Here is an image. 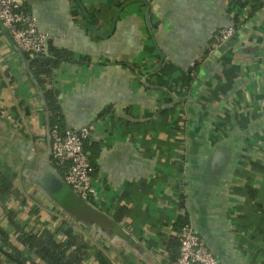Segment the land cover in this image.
<instances>
[{"label": "crops", "instance_id": "crops-1", "mask_svg": "<svg viewBox=\"0 0 264 264\" xmlns=\"http://www.w3.org/2000/svg\"><path fill=\"white\" fill-rule=\"evenodd\" d=\"M22 3L70 61L40 86L0 23V192L12 189L0 193V225L11 241L21 248L13 223L37 232L66 221L89 247L86 264L95 251L113 264H166L186 213L219 264H264V0L250 15L252 3L229 0ZM234 16L237 38L208 51ZM45 91L63 128L89 129L88 202L69 188L63 205L42 187L62 182ZM218 147L230 164L213 189L206 161Z\"/></svg>", "mask_w": 264, "mask_h": 264}, {"label": "built area", "instance_id": "built-area-1", "mask_svg": "<svg viewBox=\"0 0 264 264\" xmlns=\"http://www.w3.org/2000/svg\"><path fill=\"white\" fill-rule=\"evenodd\" d=\"M0 23L7 30L13 43L30 56L46 54L47 46L54 39L39 32L33 16L23 9L22 0H0ZM236 32L234 26L221 30L207 50L212 51L227 42ZM89 129H57L50 131V156L57 165H66L63 182L81 200L88 202L94 194L91 185L93 168L84 151L83 142L88 139ZM178 257L168 264H219L190 224L177 232Z\"/></svg>", "mask_w": 264, "mask_h": 264}, {"label": "trees", "instance_id": "trees-1", "mask_svg": "<svg viewBox=\"0 0 264 264\" xmlns=\"http://www.w3.org/2000/svg\"><path fill=\"white\" fill-rule=\"evenodd\" d=\"M255 2H257V0H229L230 4H235L239 8H247L248 5L252 3L248 15L259 6V4L254 5ZM233 20V26L236 29V26L241 24L242 21L238 16H234ZM24 54L29 56L26 53ZM29 58H31V65L33 67L30 69L31 73L35 82L40 86H43L44 81L50 76L58 63L70 61L68 56L63 55L62 51L54 48L50 44L47 46L46 54L35 55ZM189 79L186 80L185 84L189 83ZM44 97L48 105L49 113L52 114L50 131L52 129H57L59 132L63 133L66 128H63L61 124V113L56 103V95L49 91H45ZM52 165L60 176L63 177L66 165L63 164L59 166L53 160ZM0 193L3 196L12 194L9 182L5 183ZM180 207H183V203L180 204ZM12 215V212L8 213L9 218H11ZM186 224H189L186 213L179 215L176 221L178 230ZM13 225L19 231V238L16 242L20 244L21 248L17 247L11 241L8 234L4 231V228L0 225V264H86L89 255V247L68 222H60L54 230L42 229L37 232H24L20 230L16 223H13ZM94 257L97 264H113L101 252L95 251ZM177 257L178 252L170 254L166 264L176 260Z\"/></svg>", "mask_w": 264, "mask_h": 264}, {"label": "water", "instance_id": "water-1", "mask_svg": "<svg viewBox=\"0 0 264 264\" xmlns=\"http://www.w3.org/2000/svg\"><path fill=\"white\" fill-rule=\"evenodd\" d=\"M124 6H125V4H123L119 8L118 12L116 13L114 20L112 22L111 30H113V28L115 26L116 19L119 16V13ZM145 19H146L147 26H149L148 9L145 12ZM92 29L95 30L94 26H92ZM236 38H237V33H235L228 40V42H231L232 40H234ZM152 40H153V38H152ZM46 53H47V49H46ZM158 53H159V51H158ZM159 55H161V54L159 53ZM229 164H230V160H227L225 158L224 150L221 147L214 149V151L209 155V158L206 161V172L209 174L208 179L210 180V182H212L213 189H215L218 186V184L221 182V179H223L222 173H224V171L229 166ZM54 183L57 184V182H54ZM45 186L42 184V187L45 189L47 194L56 198L61 204L66 205V202L68 200V196H65L64 191L65 190L69 191L68 190L69 187L66 186V184L63 182V180H62V182L60 181V183L58 185V189L51 188L47 185H45ZM192 203L196 208L199 206L197 199H192Z\"/></svg>", "mask_w": 264, "mask_h": 264}]
</instances>
